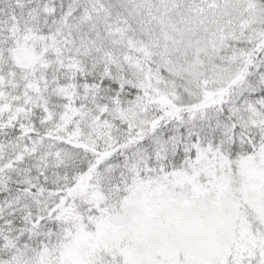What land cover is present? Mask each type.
Segmentation results:
<instances>
[{"label": "snow or ice", "instance_id": "obj_1", "mask_svg": "<svg viewBox=\"0 0 264 264\" xmlns=\"http://www.w3.org/2000/svg\"><path fill=\"white\" fill-rule=\"evenodd\" d=\"M0 264H264V0H0Z\"/></svg>", "mask_w": 264, "mask_h": 264}]
</instances>
